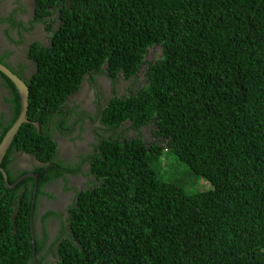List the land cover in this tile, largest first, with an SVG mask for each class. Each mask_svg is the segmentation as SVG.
Returning a JSON list of instances; mask_svg holds the SVG:
<instances>
[{"label":"trees","instance_id":"obj_1","mask_svg":"<svg viewBox=\"0 0 264 264\" xmlns=\"http://www.w3.org/2000/svg\"><path fill=\"white\" fill-rule=\"evenodd\" d=\"M26 1L0 25L20 31L14 15H34L45 42L22 51L30 66L0 63L29 86L27 118L40 130L24 124L2 167L9 184L39 178L9 189L0 172V264H264V0ZM97 76L136 78L88 127L92 150L62 158L54 136L73 126L64 107L75 112L68 99ZM0 89L11 114L1 143L21 99L1 71ZM168 152L213 191L188 197L167 181ZM18 153L35 158L32 170H15ZM68 174L87 188L61 214L42 212L61 178L75 189Z\"/></svg>","mask_w":264,"mask_h":264},{"label":"rangeland","instance_id":"obj_2","mask_svg":"<svg viewBox=\"0 0 264 264\" xmlns=\"http://www.w3.org/2000/svg\"><path fill=\"white\" fill-rule=\"evenodd\" d=\"M40 31L42 32L41 29ZM15 61L18 62V65L22 63V64H26L27 66H30L29 61L27 59L25 60L23 52L18 53V55L15 58ZM120 85L124 86L125 82L124 81L120 82L117 88H120ZM109 89L113 90V87L111 86V88L109 87ZM106 91L107 90L104 89L103 87H98L96 90H94L93 88L90 89L85 88L84 93H88V94L85 95L84 98L81 96H77L76 98H74L73 103L81 102L86 105L88 104L91 105L94 103L93 98L95 93L99 95L103 94L102 96H104ZM6 94L7 92L4 89L2 90L0 89V109H2V107L5 106L6 102L4 101L3 98L8 96V94L7 95ZM106 103L107 101H104L103 105H105ZM92 112H94V107H92V109L90 108L89 113ZM84 123L87 124V127H91L89 123L86 122ZM85 128H86L85 125L81 124L79 126V130L75 129L73 130V133L71 132V134L69 135H63L60 133L55 134L56 140L62 145L63 156L67 146L66 143H68L69 146L70 144H72L71 142H73V140H78L82 142L85 135V131L83 132V130H85ZM81 134L82 137H79ZM86 150L89 151V149ZM162 159H164V163L161 164V169L162 172L167 176L166 180L179 187H182V189L186 192L188 197H194L197 195L199 196L200 194H204V193L209 194L210 193L209 191H213V187L210 183H208L204 179H200L194 176L189 166L179 162L172 153L170 152L166 153L164 157H162ZM64 182L65 181L60 180L57 183L53 184V186L47 188L49 194L48 198L41 197L40 200L42 202V207H41L42 212H45L46 210H53L56 213L61 214L62 212L66 211L67 207L72 202V198L74 197V196L71 197L74 194V190L72 189L66 190ZM68 187H71L70 182ZM63 202L65 203V207ZM52 220L56 222L54 223V225L57 226L58 221L56 219H52ZM54 229L55 228H53V231Z\"/></svg>","mask_w":264,"mask_h":264},{"label":"flooded vegetation","instance_id":"obj_3","mask_svg":"<svg viewBox=\"0 0 264 264\" xmlns=\"http://www.w3.org/2000/svg\"><path fill=\"white\" fill-rule=\"evenodd\" d=\"M0 1L4 2L2 7L0 6V16H8V13L12 10V7L13 6L17 7L18 6L17 4H12L16 0H0ZM25 2H27V1L25 0ZM18 20L19 21L23 20L24 22H26V20L29 21L27 16H22V18L18 19ZM4 30H5V25L2 27V32H4ZM10 30H11V28H9V31ZM21 30H20V32H21ZM13 31H15V29H13ZM13 31H11L10 33L12 34ZM38 34H40V33H37L36 36ZM40 40L41 41L44 40V38L41 37V35H40ZM14 65H15V63L12 64V66H14ZM101 85L106 87L105 82L103 80L101 81ZM108 86L111 88L110 84H108ZM85 88L86 89H90L91 87L89 86L88 83L84 82L82 90H80L79 92H77L74 95H79V96L84 98V96L86 95V93H84V89ZM72 100L73 99L69 98L66 104H68L69 107H71V108H76L75 112H72L70 114V112L67 110V108H64L66 113L64 115V118L62 119V121H65V119L67 118V125L73 124V126L71 127L72 128L71 131L69 130L70 132H72L75 129L79 130V126L81 124H83L82 123V119H87L90 122L91 121L94 122L95 120L89 119V115L87 113L90 111V108L92 109V107L97 108V111L99 113L101 103H102V101H104V100L99 101V99L97 98V94L96 93L94 94V98H93V101H95V102H94V104H91V105H89V104L86 105V104H83L81 102H77L76 104H74L72 102ZM8 107H9V104H5V106L2 107V109H0V117L3 115L4 112L6 113V116L4 117V120H7V119H9L11 117L10 110H9ZM98 113L94 114L95 118L97 117V120H98ZM59 124L62 125V122H60ZM85 127H86L87 130L85 132L86 134L84 135V138H83L82 142L76 140V142H74V146H73V144H70L68 146V143H66V145H67L66 146V153L64 154L65 158H69L71 156H74L75 154H78L79 152H83L86 149H91L92 150L91 144L94 142V139H93L92 135H89V130H88L87 124L85 125ZM65 131H68V130H65ZM75 145H77V148H75ZM62 155H63V153H62ZM64 156H62V158ZM16 158H17L16 163L14 162V166H15V170L16 171L18 169H21L23 171H30V170L33 169V166H34L33 163H37V161L34 160L35 159L34 157L27 156V155L20 154V153L16 154ZM85 173H87L86 168H84V173L83 174L85 175ZM83 174L77 175V176H74L72 174H68L67 175L68 181H70L71 184L75 186L74 194L71 197L76 195V192H75L76 190L80 191L82 189L84 190V189L87 188L86 185H87V183L89 181H88V178L86 176H84ZM60 180H63V179L61 178ZM63 204L65 206L64 202H63Z\"/></svg>","mask_w":264,"mask_h":264},{"label":"clouds","instance_id":"obj_4","mask_svg":"<svg viewBox=\"0 0 264 264\" xmlns=\"http://www.w3.org/2000/svg\"><path fill=\"white\" fill-rule=\"evenodd\" d=\"M4 3V2H3ZM15 7L13 6L12 7V9H14ZM22 16H28V18L30 19V18H34V15L33 16H29V15H25V14H21V13H17L16 15H14V17H15V20L16 21H18V22H20L21 23V21L24 23V25H26V26H24V27H22L21 29V32L17 29V28H15L14 26H12V25H10V23L8 22V20H7V18H4V20L2 21V23H1V25H0V55H2L3 54V56H5L6 55V57H7V59H6V61L7 60H9V61H11L12 63H10L11 65L13 64V63H15V65H14V69H17L18 68V62L17 61H15V58H16V56L18 55V53H20V52H22V51H24L25 50V48L27 47V46H30L32 43H34V42H40L41 44L43 43V42H45V38H46V34L45 33H42L41 31H40V28H39V30H38V28L37 27H35L34 25H33V27L32 26H30V22L29 21H27L26 20V22H24L23 20H18V19H21L22 18ZM2 17H6V16H2ZM5 25V30H4V32H2V27ZM8 28H11V30H10V32L11 31H13V29H15V31H13L12 32V34L11 35H9V36H5V34H6V31H7V29ZM17 30V31H16ZM18 31L20 32V35H19V33H18ZM37 33H40V34H38L37 36H36V34ZM40 35H41V37H43L44 38V40H40ZM19 39H21L24 43L23 44H21V45H19V44H17L16 43V41H18ZM10 50V51H9ZM153 53H155V50L153 49ZM149 59L150 60H155L156 59V56H154V54L152 55H150L149 56ZM26 60V59H25ZM2 64V63H1ZM22 64V63H21ZM4 65V64H3ZM4 66H6V65H4ZM7 67V66H6ZM10 69V68H9ZM11 70V69H10ZM12 71V70H11ZM141 75V74H140ZM101 76H97V83H95V82H93V85L91 86L87 81H85V83H88L89 84V86L91 87V88H93L94 90H96L98 87H103L104 89H106L107 91H106V93H105V98L104 99H101L100 98V95L99 94H97V98L99 99V101H101V100H104V101H109V99H110V97L112 96V91L113 90H110L109 89V86H108V84H110L112 87H113V89H114V87L115 86H118L119 84H117V82L116 83H114L112 80H107L106 78H102V80L105 82V85H106V87H104V86H102L101 85V78H100ZM137 77H139V74L137 75ZM91 79L89 76H87V79ZM136 77H131V78H129V79H126V78H124V77H120L119 78V82H122V81H124L125 82V85L124 86H130L131 85V83H132V81L135 79ZM23 80V79H22ZM24 81V80H23ZM25 82V81H24ZM26 83V82H25ZM27 84V83H26ZM84 84V83H83ZM121 86V85H120ZM82 87H83V85H82ZM82 87L80 88V90H82ZM30 89V88H29ZM79 90V91H80ZM78 91V92H79ZM77 93V92H76ZM75 93V94H76ZM88 93H86V95H87ZM74 95V94H73ZM71 96L70 97V99H73L74 100V98H76L77 96H79V95H74V96ZM104 96H102V98L104 97ZM73 100H72V102H73ZM104 101H102V103H101V106H100V108L102 107V108H104L105 107V105L107 104H105V105H103L104 104ZM95 102V101H94ZM74 104H76V103H74ZM94 104V103H93ZM67 105V104H66ZM93 106V105H92ZM64 108H66V107H64ZM96 113H98V111H97V108H94V112H92V113H87L88 115H89V119H91V120H93V117L95 118V116H94V114H96ZM29 120V119H28ZM95 121V123H97V122H99V116H98V120H97V117L94 119ZM30 121V120H29ZM31 122V121H30ZM82 122H86V123H89L90 125H91V123H92V121L90 122L89 120H87V119H82ZM33 123H36V122H31L30 124H33ZM48 128H50V126H48ZM39 130V129H38ZM61 134V133H60ZM23 177V176H22ZM21 177V178H22ZM26 179V178H25ZM22 182V181H21ZM9 189H11V188H9ZM53 219H55V218H53ZM56 220H57V218H56ZM58 221V220H57ZM49 223H51V225H54V223H56L54 220H49ZM58 223V222H57ZM39 224V223H38ZM40 228V227H39ZM31 229L33 230H31V232L33 233L32 235H33V245H34V247H35V249H36V239H35V226H34V220H33V218H31ZM41 229V228H40ZM34 241H35V244H34Z\"/></svg>","mask_w":264,"mask_h":264},{"label":"water","instance_id":"obj_5","mask_svg":"<svg viewBox=\"0 0 264 264\" xmlns=\"http://www.w3.org/2000/svg\"><path fill=\"white\" fill-rule=\"evenodd\" d=\"M0 71L7 76L12 83L17 88L20 99H21V112L17 119V121L14 123V125L11 127V129L6 133V135L3 137L1 143H0V172L3 174L6 186L7 188H15L22 180L25 178H34L36 181L38 180V175L34 173H28L24 175L22 178L18 179L14 184H9V177L4 168L2 167V164L16 138V136L19 134L22 126L24 124H30L31 122L28 120L27 115L29 111V99H30V89L29 86L13 71H11L8 67L4 66L0 63ZM39 130L40 125L38 123H33ZM36 193H37V182H36V190L34 195V201L33 204L36 202ZM33 231V230H32ZM35 244V241H34ZM34 255H36V249L34 247Z\"/></svg>","mask_w":264,"mask_h":264}]
</instances>
